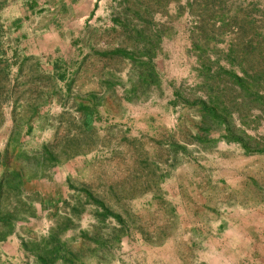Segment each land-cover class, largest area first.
Wrapping results in <instances>:
<instances>
[{
    "label": "rangeland",
    "instance_id": "374dc122",
    "mask_svg": "<svg viewBox=\"0 0 264 264\" xmlns=\"http://www.w3.org/2000/svg\"><path fill=\"white\" fill-rule=\"evenodd\" d=\"M6 171L0 264H264V0H0Z\"/></svg>",
    "mask_w": 264,
    "mask_h": 264
},
{
    "label": "trees",
    "instance_id": "16d2710c",
    "mask_svg": "<svg viewBox=\"0 0 264 264\" xmlns=\"http://www.w3.org/2000/svg\"><path fill=\"white\" fill-rule=\"evenodd\" d=\"M9 172H4L0 178V202L2 197V179L7 178ZM14 173V172H13ZM15 174V173H14ZM66 221H68L66 219ZM66 224L64 225L65 228ZM62 225L51 228L45 237H41L33 244L32 251L35 252V264H74V251L66 248V241L62 240ZM28 248V243H23Z\"/></svg>",
    "mask_w": 264,
    "mask_h": 264
}]
</instances>
